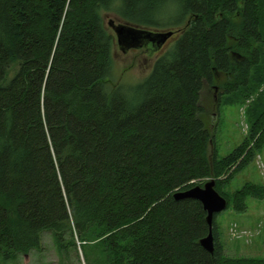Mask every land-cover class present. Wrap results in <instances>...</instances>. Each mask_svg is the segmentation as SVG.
Masks as SVG:
<instances>
[{"label":"trees","instance_id":"trees-1","mask_svg":"<svg viewBox=\"0 0 264 264\" xmlns=\"http://www.w3.org/2000/svg\"><path fill=\"white\" fill-rule=\"evenodd\" d=\"M104 13L175 26L132 88L113 82ZM215 84L228 100L264 85V0H0L2 258L40 250L51 232L61 255L80 246L86 264H264L225 254L217 215L206 251L203 205L174 198L210 178L227 208L263 197V186L231 195L224 185L264 143V89L248 107V137L219 159L204 119Z\"/></svg>","mask_w":264,"mask_h":264},{"label":"rangeland","instance_id":"rangeland-1","mask_svg":"<svg viewBox=\"0 0 264 264\" xmlns=\"http://www.w3.org/2000/svg\"><path fill=\"white\" fill-rule=\"evenodd\" d=\"M178 14L177 11H174L169 18L163 21L174 22L178 19ZM103 18L105 28L112 34L115 78L113 82L132 88L151 73L156 60L168 48L171 38L161 49L152 53L148 48H131L127 52H123L118 47L116 35L108 26L109 19H114L116 22H119L120 19L114 13H104ZM174 28L175 26H166L157 31H168ZM226 79L227 76L221 75L219 82H225ZM214 86L217 87V90L216 88L213 90L214 96H208L204 101L206 111L204 119L215 134L214 144H211L209 148L210 158L216 153V156L221 159L240 146L248 137L250 126L248 107L258 93L264 89V85L258 92L252 93L249 98H237L231 95L230 100L226 99L227 95L222 96L218 92V84ZM235 167L231 168L229 174ZM229 174H224L220 179H227ZM210 180L211 178L205 183ZM246 184L264 187V143L253 160L245 164L224 185V191L232 195ZM245 203L247 206L245 211H236L230 207L217 214L215 223L220 242L224 246L225 254L229 257L264 258V194L262 198L248 196ZM77 250H71L69 257L61 255L52 233L44 232L40 250L34 249L26 254L20 253L7 260L0 255V264H86L80 246L77 247Z\"/></svg>","mask_w":264,"mask_h":264},{"label":"water","instance_id":"water-1","mask_svg":"<svg viewBox=\"0 0 264 264\" xmlns=\"http://www.w3.org/2000/svg\"><path fill=\"white\" fill-rule=\"evenodd\" d=\"M108 26L116 35L118 47L123 52H127L131 48H148L152 53L161 49L174 34L172 30H151L121 20L116 22L114 19H109ZM174 198L177 200L192 198L201 202L207 213L209 233L200 240V243L206 251L212 254L214 252V216L228 207L227 199L215 189V180L211 179L203 186L198 185L187 190L177 191Z\"/></svg>","mask_w":264,"mask_h":264}]
</instances>
